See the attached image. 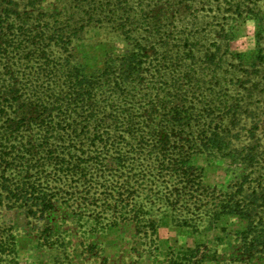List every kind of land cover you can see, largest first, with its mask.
Here are the masks:
<instances>
[{
    "label": "rangeland",
    "instance_id": "374dc122",
    "mask_svg": "<svg viewBox=\"0 0 264 264\" xmlns=\"http://www.w3.org/2000/svg\"><path fill=\"white\" fill-rule=\"evenodd\" d=\"M95 1L106 0H0L1 20L7 18L2 26L7 30L12 25V32L24 31L26 26L34 31L47 32L52 25L64 26L59 24L62 20L70 25L65 28L83 26L85 32L82 38L73 41L74 47L70 52L72 61L80 74L97 76L104 70L110 57L123 55L130 49L132 41L126 38L125 33L140 38L148 34L146 21H136L142 8H147L140 6L139 2H131L126 9L130 14L129 22L122 23L108 13H95L91 15L92 21L80 19L76 23L75 20L81 16L84 18L91 14ZM172 2L179 5L177 14L182 16L197 8L202 18L210 8L209 5L198 6L196 0ZM254 2L257 3L255 13L245 11L239 16L229 9L211 24L220 41L227 44L222 49L227 46L228 66L235 71L231 76L236 80L241 78L239 84L243 86L247 85L245 81L249 74L258 71L262 63L258 59V45L261 42L258 38L264 36V24L259 23L258 18L264 15V0ZM184 4L188 5L185 7ZM72 13L75 14L74 20L68 17ZM212 17L213 13L206 14V23ZM169 18L173 22L172 14ZM6 24H9V28H5ZM44 27L47 28L43 30ZM154 39L158 44L163 43L161 38ZM210 42L213 41L210 39ZM197 46L203 47L200 44ZM181 49L180 46L173 51L182 52ZM202 50L196 49L195 53L201 54ZM9 52L12 68H8L9 72L5 68L3 75L21 77L30 74L28 80L32 79L35 72L31 68L32 62L26 64V55H18L15 49L11 48ZM17 61L25 62V65L17 66ZM0 69L3 70L1 63ZM155 70H160L163 75L168 74L165 64L161 63L147 66L144 77L147 76L150 86H156L155 92L162 100L166 97V91L161 89L160 83L155 84L156 78L150 77ZM109 87L105 85L102 90L107 93ZM188 89L190 94L197 91L199 98L211 92L210 88ZM184 90H187V86ZM225 90L235 94L233 88ZM33 93L27 91L22 98L26 103L44 105L47 96L42 94L37 101ZM137 95L133 112L139 114L146 107L145 91L141 90ZM160 99L155 103L157 109L161 107ZM163 105L166 108L170 106L165 101ZM28 112L34 113L38 124L47 114L43 109ZM20 118L17 110V119ZM154 118L149 121V127L143 128L144 138H109L106 150L93 153L101 164H107L106 167L100 165L95 169L92 165L86 166L84 175L65 177L66 181L57 185L60 186L59 191L54 182L53 188L45 187L47 184L37 186L36 190L45 187L53 194L49 203L52 207L45 210L43 217L41 212L35 216L26 213L25 195H20L16 187L21 182L26 190L34 189L29 179L39 177V180H52L51 176H56L54 170L47 165L44 167L46 173L38 170L21 175L10 172L7 176L12 180L16 196L0 206V264H264V247L259 251L253 248L243 252L240 233L247 230L248 219L232 209L233 204L242 203L238 184L248 177L251 170L244 163L234 161L231 153L224 154L217 149L193 153V145L199 144L198 140L201 139L196 138L197 131L183 136L185 138H157L155 131L159 121L157 117ZM1 124H4L3 119L0 120ZM246 125L249 126V123ZM257 127L256 138L264 144V122L258 123ZM25 128L29 139L39 136L37 126L31 121ZM256 138H247L243 131L237 142L241 148ZM118 140L122 142L118 144ZM159 140L167 146H177L181 155L188 156L191 168L187 174L165 177L168 183H162L163 179L158 180L160 177L155 167L150 166L157 153L150 151V148ZM141 141L142 147L139 144ZM145 144H150L149 149L144 148ZM117 155H121L124 169L117 168L111 160ZM171 156L175 157L176 154L172 153ZM19 162L26 161L22 159ZM141 167L145 174L139 173ZM252 176L255 177L251 173ZM127 186L131 187V191Z\"/></svg>",
    "mask_w": 264,
    "mask_h": 264
},
{
    "label": "trees",
    "instance_id": "16d2710c",
    "mask_svg": "<svg viewBox=\"0 0 264 264\" xmlns=\"http://www.w3.org/2000/svg\"><path fill=\"white\" fill-rule=\"evenodd\" d=\"M196 1L198 6H210L205 15L213 13L211 21L206 23L205 15L201 18L197 8L180 16L177 14L179 5L172 0L95 1L91 14L84 18L81 16L75 20L76 23L80 19L92 21L91 15L95 13H108L126 23L130 21L129 10L126 9L131 2H139L140 6L147 8H142L137 19L134 14V19L137 22L146 21L149 37L140 38L125 33L126 38L132 41L130 49L123 55L110 57L104 70L93 77L80 74L70 53L74 47L73 41L81 39L85 32L83 26L65 28L70 25L62 20L59 24L64 26L52 25L47 32L34 31L29 26L24 27V31L12 32L14 28L12 25L9 28V24L5 26L9 29L4 30L2 23L7 18L1 20L0 16V63L3 65V70L0 69V120L4 121L0 125V206L16 196L12 180L7 176L10 172L18 175L30 170L46 173L44 167L49 165L56 174L51 176L52 180H39L37 177L28 181H31L34 189L43 184L53 188L54 182L59 191L60 186L57 185L65 182V177L84 175L86 166L92 165L95 169L100 165L107 166L101 164L93 153L106 150L109 138H144L143 128L149 127V121L157 117V138H185L183 136L197 131L196 138L201 139L198 140L199 144L191 146L193 153L207 149L231 153L234 161L244 163L251 170L255 177H250V173L238 184L242 203L233 204L232 209L248 219L247 230L240 233L243 252L253 248L259 251L264 247V144L256 138L258 123L264 122V36L258 38L261 41L258 45V59L262 61L260 68L249 74L245 81L247 85L243 86L239 84L241 78L236 80L231 76L235 71L228 66L227 46L222 49L227 44L220 41L217 31L211 27L218 16L229 9L239 16L245 11L255 13L257 3L254 0ZM187 5L184 4L185 7ZM171 14L173 22L169 18ZM68 17L74 20L75 14H68ZM258 22L264 24V15L258 18ZM152 38H161L163 43L158 44ZM197 44L202 45L204 50ZM180 46L182 52L173 51ZM11 48L18 55H26V64L32 62L31 68L35 69L32 79L28 80L30 74L21 77L3 75L5 68L8 72V68H12V60L8 58ZM196 49L202 50L201 54H196ZM161 63L165 64L168 74L163 75L160 70H155L150 77L156 78L155 84L160 83L161 89L166 91V97L162 100L155 92L156 86H150L148 83L151 82L147 81V76L144 77L147 66ZM15 64L23 66L25 62L17 61ZM105 85L110 86L107 93L102 90ZM185 86L187 90L184 92L188 93L183 92ZM189 87L210 88L211 92L199 98L197 91L190 94ZM225 88H233L235 94ZM141 90L145 91L146 107L136 114L133 110ZM27 91L34 92L36 100L44 94L47 101L44 105L26 103L22 96ZM157 99L161 102L158 109L155 105ZM164 101L170 106L166 108ZM198 104L204 106L196 107ZM31 109L47 112L41 124L35 121L34 113L28 112ZM17 110L20 119H17ZM30 121L38 128L39 136L35 139H29L26 133L25 126ZM248 123L249 126L246 125ZM243 131L247 138L256 139L240 148L237 140ZM120 142L122 140H118V144ZM139 144L142 147L143 142ZM145 145L144 148L149 149L150 144ZM177 149V146H167L161 140L150 148V151L157 153L150 166L155 167L160 177L158 180L163 179L162 183H168L165 177L185 175L191 168L188 156L181 155ZM172 153L176 154L174 158ZM113 158L111 160L115 166L124 169L121 155ZM22 159L26 162L20 163ZM139 173L146 172L141 167ZM45 187L26 190L18 182L16 190L20 195H25L23 199L28 207V215L35 216L41 212L43 217L45 210L52 207L49 203L53 194ZM127 188L131 191L130 186ZM35 206L38 208L34 209Z\"/></svg>",
    "mask_w": 264,
    "mask_h": 264
}]
</instances>
